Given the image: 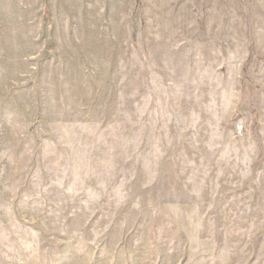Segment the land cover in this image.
I'll return each mask as SVG.
<instances>
[{
  "label": "rangeland",
  "instance_id": "rangeland-1",
  "mask_svg": "<svg viewBox=\"0 0 264 264\" xmlns=\"http://www.w3.org/2000/svg\"><path fill=\"white\" fill-rule=\"evenodd\" d=\"M0 264H264V0H0Z\"/></svg>",
  "mask_w": 264,
  "mask_h": 264
}]
</instances>
